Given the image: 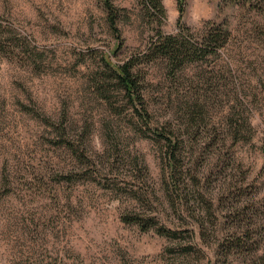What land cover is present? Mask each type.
Wrapping results in <instances>:
<instances>
[{
  "label": "rangeland",
  "instance_id": "obj_1",
  "mask_svg": "<svg viewBox=\"0 0 264 264\" xmlns=\"http://www.w3.org/2000/svg\"><path fill=\"white\" fill-rule=\"evenodd\" d=\"M111 2L114 31L101 0H0V264H264V0ZM160 30L212 37L134 108L102 59Z\"/></svg>",
  "mask_w": 264,
  "mask_h": 264
},
{
  "label": "trees",
  "instance_id": "obj_2",
  "mask_svg": "<svg viewBox=\"0 0 264 264\" xmlns=\"http://www.w3.org/2000/svg\"><path fill=\"white\" fill-rule=\"evenodd\" d=\"M144 8L154 18L163 19L165 16L164 6L161 0H141ZM104 4L105 10L110 14V25L111 29L116 30L115 17L113 15L114 10L112 9L111 0H101ZM183 3L184 0H177L180 15L183 13ZM114 18V19H113ZM227 35V34H226ZM209 37H212L211 32H206L202 45L199 44H189L188 41L182 42L181 33L178 32L176 35L173 34H163L157 31L153 40L148 43V47L141 53L129 56L128 59L122 64H114L110 61L109 55L102 59V69L104 77L101 81L105 83L106 81H113L115 85L119 86L120 89L125 93L127 98L131 103L134 104L137 101H143V98L147 97V90L144 89L145 84L148 82V74L144 73V67H151L153 63L157 60H162L166 63V69L170 73V76L175 77V73L183 68V66L189 65L195 61V55L200 52L202 54L203 50L209 47ZM208 39V40H207ZM204 55V54H203ZM201 56H199L200 59ZM139 117L143 120L146 125H150V116L148 110L142 109V111H136ZM155 137L159 141H163L166 147L167 154L166 159L168 163H171L175 159L176 142L174 134L168 132L167 129L155 128L153 130ZM122 220L125 223H135L143 231H146L157 225L153 222H145L144 220H139V217L132 218L130 216H124ZM153 220V219H152ZM158 234L165 237L174 236L175 231L167 227L156 228Z\"/></svg>",
  "mask_w": 264,
  "mask_h": 264
}]
</instances>
